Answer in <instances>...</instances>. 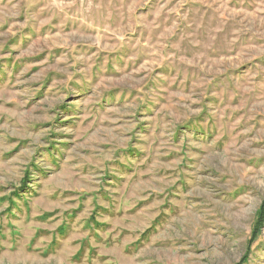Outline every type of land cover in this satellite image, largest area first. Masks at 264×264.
<instances>
[{"label": "rangeland", "instance_id": "374dc122", "mask_svg": "<svg viewBox=\"0 0 264 264\" xmlns=\"http://www.w3.org/2000/svg\"><path fill=\"white\" fill-rule=\"evenodd\" d=\"M0 264H264V0H0Z\"/></svg>", "mask_w": 264, "mask_h": 264}, {"label": "trees", "instance_id": "16d2710c", "mask_svg": "<svg viewBox=\"0 0 264 264\" xmlns=\"http://www.w3.org/2000/svg\"><path fill=\"white\" fill-rule=\"evenodd\" d=\"M261 221V217L258 218L257 222Z\"/></svg>", "mask_w": 264, "mask_h": 264}]
</instances>
